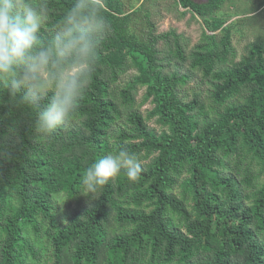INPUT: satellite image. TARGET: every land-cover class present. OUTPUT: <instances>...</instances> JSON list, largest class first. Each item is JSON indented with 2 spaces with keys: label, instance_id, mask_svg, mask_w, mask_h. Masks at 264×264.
Instances as JSON below:
<instances>
[{
  "label": "trees",
  "instance_id": "1",
  "mask_svg": "<svg viewBox=\"0 0 264 264\" xmlns=\"http://www.w3.org/2000/svg\"><path fill=\"white\" fill-rule=\"evenodd\" d=\"M135 1L104 0L110 32L70 123L43 135L0 97V264H264V36L237 60L228 0H175L203 23L187 52ZM72 3L49 0L44 36ZM197 72L205 95L185 90ZM120 150L139 177L82 195L85 168Z\"/></svg>",
  "mask_w": 264,
  "mask_h": 264
},
{
  "label": "clouds",
  "instance_id": "2",
  "mask_svg": "<svg viewBox=\"0 0 264 264\" xmlns=\"http://www.w3.org/2000/svg\"><path fill=\"white\" fill-rule=\"evenodd\" d=\"M104 8V0H73L44 36L49 0H0V97L35 109L39 133L51 136L77 114L110 32ZM122 169L136 180L137 155L120 150L94 161L81 177L82 195L96 194Z\"/></svg>",
  "mask_w": 264,
  "mask_h": 264
},
{
  "label": "rangeland",
  "instance_id": "3",
  "mask_svg": "<svg viewBox=\"0 0 264 264\" xmlns=\"http://www.w3.org/2000/svg\"><path fill=\"white\" fill-rule=\"evenodd\" d=\"M128 4L135 0H124ZM144 0H139L138 5ZM204 1V0H197ZM264 0H228L222 7L220 14L229 18L227 24H233L232 44L237 54V60L246 51V46L249 42L258 37L264 36V6L258 9L259 4ZM137 2V0L135 1ZM145 9H148L152 14V19L156 22L158 31L166 32L175 30L179 35L181 43L186 46L187 52L200 40L202 36L203 23L200 18H193L190 12L183 13L175 0H147L144 3ZM140 31L146 30V23L138 24ZM160 47H165V40L159 42ZM187 66V65H186ZM209 85L207 81L202 80L201 73H196L191 82L185 86V90L192 92L193 89H200L206 94ZM143 91L140 92L138 99H142ZM151 106L147 101L141 105V110L146 113L147 108ZM151 126L158 127L155 119L149 121ZM62 214L66 217L70 215L73 208H65V199L60 200Z\"/></svg>",
  "mask_w": 264,
  "mask_h": 264
}]
</instances>
